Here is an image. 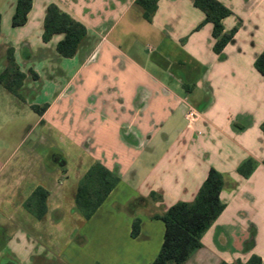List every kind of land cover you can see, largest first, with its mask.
I'll list each match as a JSON object with an SVG mask.
<instances>
[{"label":"crops","instance_id":"0c3cea01","mask_svg":"<svg viewBox=\"0 0 264 264\" xmlns=\"http://www.w3.org/2000/svg\"><path fill=\"white\" fill-rule=\"evenodd\" d=\"M218 1L232 11L224 32L237 28L220 54L193 0H158L151 22L136 0H33L21 27L18 0H0V75L10 48L26 74L21 99L0 84V264H88L66 245L86 249L74 244L88 242L76 195L97 162L120 182L89 221L101 246L92 262L152 264L166 230L155 216L192 202L212 168L225 209L185 264L264 261V0ZM52 3L88 30L73 58L57 52L63 34L43 41ZM38 187L49 191L42 219L24 206ZM68 214L79 220L70 230Z\"/></svg>","mask_w":264,"mask_h":264},{"label":"trees","instance_id":"16d2710c","mask_svg":"<svg viewBox=\"0 0 264 264\" xmlns=\"http://www.w3.org/2000/svg\"><path fill=\"white\" fill-rule=\"evenodd\" d=\"M193 1L195 7L205 14L204 23L213 24V37L216 40L213 50L216 54H220L237 32V28L230 33L224 32L223 20L231 16L232 11L218 0ZM136 5L142 9L144 19L151 22L158 9V0H136ZM32 6L33 0H18L12 21L14 27L26 24ZM56 34L64 35V39L57 45V52L64 58H73L78 53L88 30L84 24L64 12L57 4L52 3L47 8L43 41L49 42ZM255 67L264 77V51L257 58ZM34 77L37 78V75L34 74ZM25 79L26 74L16 61L15 50L10 48L8 65L0 75V84L21 99L20 89ZM33 108L41 114L47 107L34 106ZM261 130L264 132V122ZM255 166V162L250 159L240 166L239 173L248 177ZM119 182L120 178L103 164L97 162L90 167L80 181L76 195V206L86 220L94 216ZM224 185V176L212 168L192 202H177L165 214L155 216L164 222L166 230L161 250L152 264H185L202 247L203 234L225 209V204L220 198ZM48 197L49 191L38 187L24 206L37 219H42L48 212ZM140 225V219L134 221L131 233L133 238L139 236ZM220 264H264V261L260 256L252 255L245 262L242 260L232 263L224 261Z\"/></svg>","mask_w":264,"mask_h":264},{"label":"rangeland","instance_id":"374dc122","mask_svg":"<svg viewBox=\"0 0 264 264\" xmlns=\"http://www.w3.org/2000/svg\"><path fill=\"white\" fill-rule=\"evenodd\" d=\"M68 216H69L68 219L70 221H68L67 223V230H70L73 226L72 224L75 225V222H78L79 220H78V217H76L75 215L68 214ZM89 221L90 220H83V222H81L80 225H78V226H82L81 232L87 235L88 242L85 241L84 245H79L80 244L78 243L79 237L76 238L74 241V244L78 245V247H86L85 251L75 252L74 248L67 249V245H66V254L73 258H77V257L82 258L85 262H88V264H104L101 259L100 260L97 259L92 262V259L90 258L91 256L92 258H95L97 256V252L101 249V246L94 244L93 238L91 240V233L94 232L96 228H98V224L96 222L90 223ZM72 247H75V246H72ZM56 264H65V263L62 260H58Z\"/></svg>","mask_w":264,"mask_h":264},{"label":"built area","instance_id":"2783aa9c","mask_svg":"<svg viewBox=\"0 0 264 264\" xmlns=\"http://www.w3.org/2000/svg\"><path fill=\"white\" fill-rule=\"evenodd\" d=\"M188 118L190 120H195L198 118V112L194 109H191L190 112L188 113Z\"/></svg>","mask_w":264,"mask_h":264}]
</instances>
